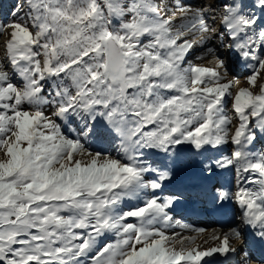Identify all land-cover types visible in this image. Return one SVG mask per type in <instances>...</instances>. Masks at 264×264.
<instances>
[{"label":"snow or ice","instance_id":"snow-or-ice-1","mask_svg":"<svg viewBox=\"0 0 264 264\" xmlns=\"http://www.w3.org/2000/svg\"><path fill=\"white\" fill-rule=\"evenodd\" d=\"M237 254L264 264V0H0V264Z\"/></svg>","mask_w":264,"mask_h":264},{"label":"bare ground","instance_id":"bare-ground-1","mask_svg":"<svg viewBox=\"0 0 264 264\" xmlns=\"http://www.w3.org/2000/svg\"><path fill=\"white\" fill-rule=\"evenodd\" d=\"M195 1V0H194ZM197 1V0H196ZM196 1L194 3H196ZM161 2V1H160ZM185 3H189L193 5V0H184ZM165 4L166 2H161V4ZM194 6V5H193ZM200 49L197 48L196 52L193 53V55L189 58V61L193 59V56L199 52ZM198 61L193 60L191 63H196ZM238 70V69H236ZM246 71V70H245ZM236 74V72L234 71ZM247 74V72H245ZM177 216H180L182 218L181 220L185 222V219H190V221H186L187 223H192L193 226L196 227H201L207 230V233H211L212 230H226L229 223L230 219L228 217L223 216L220 213H214V212H209V211H203L200 210V206H196L195 209L193 208H185V207H180L177 209L176 212V218ZM200 241L198 240V243ZM210 261V264H240V260L238 262H234L233 256L229 257L228 259H225L223 256L216 255L211 258H206Z\"/></svg>","mask_w":264,"mask_h":264},{"label":"rangeland","instance_id":"rangeland-1","mask_svg":"<svg viewBox=\"0 0 264 264\" xmlns=\"http://www.w3.org/2000/svg\"><path fill=\"white\" fill-rule=\"evenodd\" d=\"M188 0H186V2H187ZM196 1V0H195ZM194 0H193V5L194 6H199L200 4H202V3H204V0H197L196 1V3H194L195 2ZM162 6H163V3L161 4ZM191 5H192V3H191ZM197 53H199V52H197ZM196 53V54H197ZM196 54L193 56V59H191L190 61H189V63H191V62H193V60H195V56H196ZM234 71L235 72H238L239 70H236V69H234ZM246 72V71H245ZM235 74V73H234ZM246 74V73H245ZM240 79L242 80L243 79V76L241 75L240 76ZM178 218H180V216H177ZM180 219H182V218H180ZM185 221V223H187L186 221H190V219H185L184 220ZM188 224H191L192 225V223H188ZM196 227V226H195ZM240 259H242V254H237L236 256H233V260H234V262H238V260H240Z\"/></svg>","mask_w":264,"mask_h":264}]
</instances>
